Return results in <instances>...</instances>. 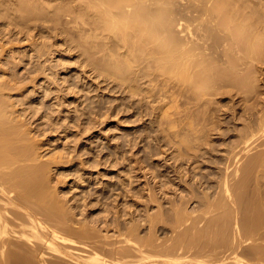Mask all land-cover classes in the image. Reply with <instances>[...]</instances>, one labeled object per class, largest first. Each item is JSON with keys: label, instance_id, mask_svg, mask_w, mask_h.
<instances>
[{"label": "bare ground", "instance_id": "1", "mask_svg": "<svg viewBox=\"0 0 264 264\" xmlns=\"http://www.w3.org/2000/svg\"><path fill=\"white\" fill-rule=\"evenodd\" d=\"M2 3L16 20L43 19L37 7ZM78 16L102 41L92 55L82 47L83 78L138 97L174 127L171 138L161 128L166 173L144 171L137 209L106 204L112 233L106 215L101 227L74 219L51 182L58 158L44 159L25 128L46 114L6 93L1 72L0 264H264V2L80 0ZM230 114L241 126L219 167L215 141L229 134ZM74 244L85 254L74 257Z\"/></svg>", "mask_w": 264, "mask_h": 264}, {"label": "rangeland", "instance_id": "2", "mask_svg": "<svg viewBox=\"0 0 264 264\" xmlns=\"http://www.w3.org/2000/svg\"><path fill=\"white\" fill-rule=\"evenodd\" d=\"M246 1L253 7L264 2ZM2 2L14 6L16 10L21 5L37 7L43 19L33 16L27 22L16 20L12 13H5ZM79 7L80 0H0V73L13 86L6 93L12 94L19 103L30 96L46 114L34 123L27 120L25 128L31 130V137H35L32 140L43 145L41 150L44 152H40L46 155L44 159L49 156L58 158L55 166H51L55 168L50 172V180L61 199L74 207L69 213L85 223H88L87 218L89 221L100 218L99 227L103 226L106 215L112 233L113 216L105 211L106 204L122 203L119 206L121 210L127 201L125 204L134 208L136 202L141 201L137 194L144 190L142 202H146L147 192L142 188L146 182L144 171L150 169L165 174L164 166H168L166 154L161 151L162 148L169 149V146L164 145L161 128L169 138L175 129L167 119L161 118L157 122L152 109L148 110L138 97H129L116 86L98 89L90 78H83L82 47L85 46L88 55H92L96 50L94 44H101L102 41L90 35V20L87 19V24L81 23ZM87 74L91 73L88 71ZM222 104L219 99L217 108ZM20 105L18 109L24 107ZM40 113L32 115L33 118H38ZM208 113L224 127L220 128L224 133V118L215 108H209ZM40 122L44 126H40ZM230 124L229 134L219 135L215 141L217 153L223 158L219 167H224L227 150L237 138V132L232 129L241 126L233 117ZM216 135L212 134V137ZM133 208L131 212L137 209L136 205ZM162 225L164 231L169 229L168 224ZM71 246L74 257L85 254L86 248L82 245ZM48 259L59 260L55 256H48ZM64 262L77 264L76 261Z\"/></svg>", "mask_w": 264, "mask_h": 264}]
</instances>
